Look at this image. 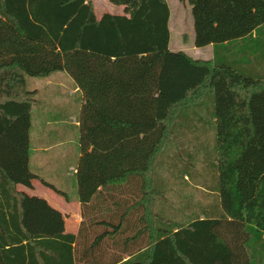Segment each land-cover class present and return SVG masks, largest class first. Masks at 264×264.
<instances>
[{
    "label": "trees",
    "instance_id": "1",
    "mask_svg": "<svg viewBox=\"0 0 264 264\" xmlns=\"http://www.w3.org/2000/svg\"><path fill=\"white\" fill-rule=\"evenodd\" d=\"M112 1L130 17L0 0V264H264V74L171 52L166 0ZM179 1L194 47L251 39L264 60V0ZM58 72L83 99L73 234L27 228L16 191L39 179L65 196L30 166L27 79ZM180 182L198 197L169 214Z\"/></svg>",
    "mask_w": 264,
    "mask_h": 264
},
{
    "label": "crops",
    "instance_id": "2",
    "mask_svg": "<svg viewBox=\"0 0 264 264\" xmlns=\"http://www.w3.org/2000/svg\"><path fill=\"white\" fill-rule=\"evenodd\" d=\"M91 1L95 20H99L104 14L130 17L132 9L126 4H117L112 0ZM180 4L182 6L181 2ZM184 5L191 14V8L187 4ZM168 29L171 36V12ZM185 36L186 41L182 38V44L188 47L187 50L172 49L171 37L168 49L171 52H182L196 61H212L217 57L221 61L226 60L235 64L248 75L264 74L263 57L260 55V49L252 48L251 39L247 42L236 41L229 45L196 48L194 32L192 36L187 34ZM35 80L38 82H32L33 90H30L34 92L36 100L31 114L30 166L42 180L61 190L67 199L55 193L50 187L44 186L39 179L17 184L16 191L24 195L25 203L31 201L28 207H24V223L27 228L30 230L41 226L48 228L50 223L54 227L55 223L62 224L64 233L73 234L82 222L75 179L80 157L78 139L79 113L83 105L82 94L74 81L63 72ZM37 122L40 125L36 132ZM54 164L59 170L50 169L49 166ZM44 205L48 209L44 208Z\"/></svg>",
    "mask_w": 264,
    "mask_h": 264
},
{
    "label": "rangeland",
    "instance_id": "3",
    "mask_svg": "<svg viewBox=\"0 0 264 264\" xmlns=\"http://www.w3.org/2000/svg\"><path fill=\"white\" fill-rule=\"evenodd\" d=\"M167 2H168V6H169V9L171 12L170 47H172V49H176L177 51H185V50H187L188 47H186L182 44L183 43L182 38L186 34L190 35V36L193 35V21H192L190 11L189 12L187 11L188 8L186 5L182 4V6H181L179 0H168ZM179 6H181V7H179ZM32 82H38V81L33 79V78L27 79V89L29 91L33 90V88L31 87ZM39 125H38V122L35 123V126L37 127L36 132L39 128ZM69 147H71V146H69ZM169 151H171V150L169 149ZM165 156H167V155H165ZM58 160H59V158H58ZM166 166L162 165L159 169V174H160L159 176L161 178L167 177V175L170 173ZM49 167L51 170L52 169L53 170L54 169L59 170V167L55 164L50 165ZM172 188H174L173 185H172ZM179 188H180V192L178 191L179 193L177 192V194H175V193H173V194L169 193L168 194L170 201H172V203L170 205V211H168L169 214L171 213V211L179 210L178 200H190V198H197L198 197L197 191L192 189L191 186H187V185L183 184L182 182H180ZM63 231H65V230H63ZM67 231H71V230H67Z\"/></svg>",
    "mask_w": 264,
    "mask_h": 264
}]
</instances>
